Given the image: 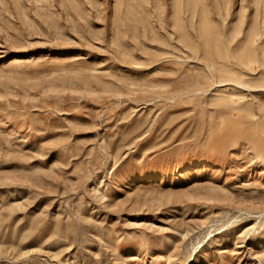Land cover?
Here are the masks:
<instances>
[{"label": "rangeland", "instance_id": "1", "mask_svg": "<svg viewBox=\"0 0 264 264\" xmlns=\"http://www.w3.org/2000/svg\"><path fill=\"white\" fill-rule=\"evenodd\" d=\"M0 264H264V0H0Z\"/></svg>", "mask_w": 264, "mask_h": 264}]
</instances>
